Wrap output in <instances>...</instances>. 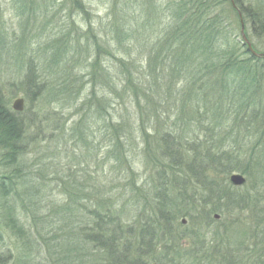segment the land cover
Listing matches in <instances>:
<instances>
[{"label":"rangeland","instance_id":"1","mask_svg":"<svg viewBox=\"0 0 264 264\" xmlns=\"http://www.w3.org/2000/svg\"><path fill=\"white\" fill-rule=\"evenodd\" d=\"M168 1L0 0V96L13 110L15 100L24 99V108L18 112L27 126L25 154L19 165L22 182L17 192L5 197L0 195V257L11 253L10 256L17 258L24 256L23 261L28 258V264H58L68 254L65 251L67 242L75 241L80 243L77 246L88 249L89 244L84 239L96 232L89 230L93 228L89 213L103 212L96 206V201L113 200L118 209L124 207L121 217H117L121 227L127 232V227L132 225L135 230L136 222L151 214L150 206L158 203L163 187L173 189L166 183L169 182L168 175L165 179L158 178L159 168L149 160L147 151L153 150L152 143L170 131H187L190 144H194L192 139L195 138L206 143L214 134L218 137L213 136V141L224 137L218 129H212L211 119H207L209 115L201 121H190L180 113L181 93L177 89L184 88L185 83L180 81L172 87L173 80L169 76L159 82V94L152 93L147 117L139 116L137 107L130 102L120 108L111 106L115 109H110V115L106 116L112 123H120L126 118L131 124L128 133L120 138L130 154L132 167L129 171H123L127 164L122 166L117 161V151L113 149L118 138L114 143L108 141L101 125L104 120H99L100 113L92 109L89 116L88 105H93L103 91L99 76L105 65L113 68L112 83L120 92L124 91L119 67L112 65L122 56L128 57L123 50L134 58L139 71L151 72L148 65L153 63L156 55H152L151 62L149 52L160 35L164 16L169 14ZM259 2L245 0L247 5ZM225 5L228 11L226 24L228 29L232 28L231 40L240 44L243 41L242 17L248 39L263 51L264 43L255 35L251 23L242 14L239 17L240 13L232 11L229 2ZM148 18L149 26L144 30L143 22ZM139 34L147 40L142 38L137 43L136 37L128 39ZM118 38L124 40L123 50H116ZM108 42L114 44V49L106 44ZM65 79L71 84L64 83ZM64 86L69 87L64 89ZM91 92H95L94 97ZM120 100L115 93L109 99L114 105L121 106L123 100L128 101L127 93L125 99ZM87 116L90 126L85 129ZM175 123L177 126H173ZM225 123L222 133L226 132ZM242 134L246 137L241 136L236 144L226 139L223 148L242 146L241 153L246 152L241 155L243 161L252 160L257 164L258 159L262 162L253 165L251 174L234 171L228 175V187L237 194V202L245 198L243 207L211 197L207 200L209 203L201 200L194 212L181 214L174 220L171 234L165 233L157 240L158 232L153 233L152 238L149 235L148 239L152 240L149 245L137 244L133 236L134 243L129 247L133 258L138 245L144 250L141 260L151 259L153 264H195L197 258L206 260L204 254L210 256L212 264H222L230 258L238 264H257L259 261L264 264V128L249 134L244 130ZM3 153L4 149L0 147V178L11 170L1 164ZM233 173L243 174L246 182L234 185L230 181ZM106 181L111 184L109 191L103 190ZM214 204L222 210L211 211ZM8 213L13 214L11 216L19 226L30 228L33 235L31 231L30 234L27 232L25 235L29 238L20 240V233L14 226H5ZM240 228L242 231L237 233L235 241L233 234ZM81 230L85 232L83 238ZM228 230L233 240H228ZM66 232L71 237H66L64 244ZM94 246L91 243L90 251L97 261L92 258L89 264H123L108 254L106 246L97 249ZM117 247L122 248L121 244ZM154 251V256L149 254ZM23 261L6 264H24Z\"/></svg>","mask_w":264,"mask_h":264},{"label":"trees","instance_id":"2","mask_svg":"<svg viewBox=\"0 0 264 264\" xmlns=\"http://www.w3.org/2000/svg\"><path fill=\"white\" fill-rule=\"evenodd\" d=\"M226 2H229V8L232 11L241 13L251 23L255 35L259 41L264 43V0L259 2L260 4L253 3L250 5L245 4V0H234L235 5L232 4V0L168 1L169 14L164 16L163 27L159 31L160 35L158 34L159 36L149 52L151 62L152 55H156L153 58V63L148 65L151 69L150 73L144 69L139 71L134 58H131L127 50L122 48L124 40L118 38L117 45L119 47L116 50L122 49L128 57L122 56L120 61L112 62V65L117 64L119 67L120 84H122L124 91L120 92L119 87L112 83V79L115 77L111 74L113 68L111 69V65H105L99 76L100 89L103 87V91L101 89L102 96L97 97L94 106L88 105L90 106L88 111L89 116L90 112L92 114V109H95L96 113H100L99 120H104L101 125H103L105 136L109 142L114 143V140L118 138L113 151H117V157H115L122 166L127 164L123 171H129L132 163L129 160L130 154L127 153L124 144L120 142V138L128 133L131 124L126 118L120 123H112L106 116L110 115V109H115L116 106L123 107L124 103L130 102L134 107H137L139 116L145 115L147 117V111L151 107L150 102L153 100L152 93L157 92L159 94V82L164 76H169L170 80H173L172 87H176L180 81L185 83L184 88L177 89V92L181 93L180 113L185 114L186 119L190 121H201L205 115H209L207 119H211L210 123L214 126L212 129H218L224 137L222 140L219 138L218 141H213V136H217L214 134L206 143L202 142L200 138H195L192 139L194 144H190L188 143L189 138L186 137L187 131L165 133L159 138V141H156L155 144L152 143V147L155 149L150 148L147 152L151 163L159 168L158 178L165 179V175H168L169 182L166 183L171 184L173 189L163 187V195L157 198L158 203L150 206V213L153 216L149 213L146 214L143 221L139 222L138 220L136 222L138 225L135 226V230L132 225L126 226L129 229L126 232L121 227V221L117 218L121 217L125 211L124 207L118 209L113 200H107L103 203L96 201V206L101 208L103 212L94 214L90 211L89 213V217L92 219L90 226L93 227L89 230H95L97 234L94 232V234L89 235L88 239H84L89 244L88 249L84 246H77L80 243L75 241L74 243L67 242L65 251L68 254L58 261V264L91 263L92 258H94L90 251L93 248L91 243L95 245V249L102 245L106 246L108 254L112 257L115 256L118 263L153 264L151 259L141 260V257L144 256V250L142 251L138 245H136L135 257H132L133 251L129 250V247H131L130 243H134L133 236H135L137 244L149 245L152 242L148 239L150 238L149 235L152 238V234L155 235L158 232L156 236L158 240V236L165 233L171 234L174 220L179 218L181 214L188 215L194 212L198 203L201 204V200L207 202L211 198L221 199L226 201V204L235 202L236 205L241 204L240 207H243L242 203L245 198L237 202V194L232 193L228 187V175L234 171L251 174L255 163H252V160L249 162L242 160L243 156L246 155V152H243L244 155L241 153L240 148L242 146L236 145L234 147L235 145H232L225 150L223 143L227 139L236 144L241 136L246 137L245 134H242L244 130H246V134H249L256 132L259 128H264V57L253 54L244 40L241 44L234 39L231 40L232 28L228 29L225 19L228 13L225 8ZM149 20L148 18L143 22L144 30L148 28ZM135 37L137 43H140L142 38L147 40L140 34L128 39L132 40ZM106 44L114 49L113 43L108 42ZM252 46L257 52L264 53V50L259 51L254 43ZM64 83L71 84L68 79H65ZM68 87L64 86L63 88L67 89ZM91 93L94 97L95 92ZM113 93L119 100L125 99L127 93L128 101L123 100L120 103L121 106L114 105L109 101ZM111 106L115 107L112 108ZM140 119L143 121V117ZM86 120L88 122L84 126L85 129L86 126H90L88 116ZM224 122H226V132L222 133ZM173 126H177V124L175 123ZM26 132L27 126L22 121L20 112L9 108L0 96V147L4 149L1 164L6 168H11L4 173V177L0 178V195L4 194V197L17 192L18 185L22 182H20L22 172L19 165L23 162L25 154ZM253 157L255 156L253 155ZM256 162L258 165L262 163L258 162V159ZM257 164L255 165L257 166ZM109 182H105L104 191L111 190ZM201 189L204 191L201 192ZM93 197L97 199L96 196ZM248 203L246 202V204ZM221 210L220 206L214 204L211 211ZM117 211L118 214H116ZM27 213L29 216L31 215L29 211ZM11 214L6 215L5 226L10 228L14 226V230L20 233L19 239L25 241L29 238L25 234L27 232L30 234V228L27 230L19 226ZM34 219L35 217H33V221ZM241 231L242 228L233 234L236 236L235 241L238 239L237 233ZM31 233L33 235L32 231ZM84 233V230H81L82 238ZM227 234L228 240L229 238L233 240L229 235V230ZM125 236L127 241L123 242ZM64 237L63 243L65 244L66 237H71V235L67 233ZM117 244H121L122 248L119 249ZM10 254H4L3 257H0V264H6L8 261L18 260L19 263L23 261L24 256L17 258L10 256ZM149 254L154 256L155 251L153 254ZM260 254L261 251L258 255L260 256ZM203 257L207 261L200 257L194 263L202 264L200 261H203L206 264H212L210 256L204 254ZM158 258L162 259L161 256ZM232 259H227L222 264H238ZM28 260L26 258L23 261L24 264H28ZM94 261H97V258H94ZM257 264L262 263L259 261Z\"/></svg>","mask_w":264,"mask_h":264},{"label":"water","instance_id":"3","mask_svg":"<svg viewBox=\"0 0 264 264\" xmlns=\"http://www.w3.org/2000/svg\"><path fill=\"white\" fill-rule=\"evenodd\" d=\"M232 4L235 5L234 0H232ZM240 17H241V13H240ZM241 21H242V37L244 40V43H246V45L248 46V49L255 55L259 56V57H264V53L261 52H257L253 46L251 41L248 39L245 31H244V23L241 17ZM13 108L17 111H21L24 108V99L23 98H18L15 100L14 104H13ZM230 181L234 184V185H243L246 182V178L244 177V175H242L241 173H233L230 176ZM216 217H218V215H216Z\"/></svg>","mask_w":264,"mask_h":264},{"label":"bare ground","instance_id":"4","mask_svg":"<svg viewBox=\"0 0 264 264\" xmlns=\"http://www.w3.org/2000/svg\"><path fill=\"white\" fill-rule=\"evenodd\" d=\"M243 175V174H242ZM245 177V176H244Z\"/></svg>","mask_w":264,"mask_h":264}]
</instances>
